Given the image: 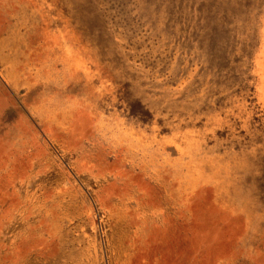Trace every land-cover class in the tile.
I'll use <instances>...</instances> for the list:
<instances>
[{
    "label": "rangeland",
    "instance_id": "rangeland-1",
    "mask_svg": "<svg viewBox=\"0 0 264 264\" xmlns=\"http://www.w3.org/2000/svg\"><path fill=\"white\" fill-rule=\"evenodd\" d=\"M0 264H264V0H0Z\"/></svg>",
    "mask_w": 264,
    "mask_h": 264
}]
</instances>
